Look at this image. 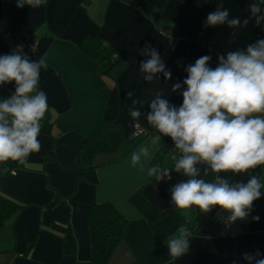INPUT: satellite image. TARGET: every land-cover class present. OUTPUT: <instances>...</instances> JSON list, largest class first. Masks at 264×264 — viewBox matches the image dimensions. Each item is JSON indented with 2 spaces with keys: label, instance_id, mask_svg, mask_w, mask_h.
<instances>
[{
  "label": "crops",
  "instance_id": "obj_1",
  "mask_svg": "<svg viewBox=\"0 0 264 264\" xmlns=\"http://www.w3.org/2000/svg\"><path fill=\"white\" fill-rule=\"evenodd\" d=\"M251 2L46 0L32 9L17 7V0H0V55L23 45L30 59L46 60L39 90L47 94L49 105L38 137L41 150L25 165L0 163V198L20 206L0 227V264H91L89 212L93 203L105 201L130 222L108 264H248L243 254L257 250L264 258V195L254 202L248 226L226 234L215 217L219 208L208 214L196 207L173 211L169 189L186 177L173 171L170 181H158L147 175L151 166L174 168L172 156L178 155L169 149L173 143L169 137H162L159 146L151 145L158 133L146 119L148 102L163 89L165 98L180 106L182 96L171 92V85L182 83L187 65L209 55L215 68L219 55L264 39V23L254 26L250 19L243 26ZM221 5L230 19L241 20V27L205 26L207 15ZM26 36L35 42L34 50L22 40ZM146 43L160 53L171 80L160 74L159 80L144 81L139 64L148 58L140 53ZM113 53L118 62L107 70ZM128 91L134 93L133 99L145 101L136 105L142 112L138 120L129 115ZM12 92L2 89L0 96L7 98ZM103 118L120 121L124 143L115 152L93 158L97 181L91 184L79 178L77 156L81 142L99 130ZM135 121L145 126L147 136H134ZM142 145L152 153L143 171L130 166L131 153ZM198 167L205 179V165ZM219 175L245 183L256 175L264 183V165L242 174ZM53 224L71 228L77 244L74 256L63 254V235ZM180 229L191 233L190 249L172 261L165 241L179 235Z\"/></svg>",
  "mask_w": 264,
  "mask_h": 264
},
{
  "label": "clouds",
  "instance_id": "obj_2",
  "mask_svg": "<svg viewBox=\"0 0 264 264\" xmlns=\"http://www.w3.org/2000/svg\"><path fill=\"white\" fill-rule=\"evenodd\" d=\"M46 0H17V7L27 5L38 9ZM264 0H252L248 6L250 16L243 21L247 26L254 19L257 26L264 23ZM206 27L227 24L229 28L241 27V20L229 18V11L221 6L210 12L204 22ZM34 49V48H33ZM34 52V51H33ZM148 57L139 64L146 82L171 80L160 53L150 44L140 50ZM211 56L203 55L194 64L185 67L187 76L171 85V92H180L182 103L176 106L158 90L148 102L146 119L158 133L151 140L159 146L162 137L171 138L177 154L172 156L174 168L159 165L147 168L148 177L170 181L174 171L187 179L172 186L171 201L178 209L198 208L208 214L214 208L227 213L229 224L246 219L253 204L264 193V183L252 175L248 181L230 182L219 173L242 174L264 165V39L249 44L246 49L229 51L218 56L215 68L210 66ZM46 60L30 59L23 45L10 53L0 55V87L14 82V91L0 98V163L9 160L25 165L33 153L41 150L38 139L41 121L48 111L47 94L39 90L41 69L47 70ZM127 92L132 107L129 115L138 120L142 112L136 105L145 101L133 99ZM152 158L150 147L140 146L131 153L130 166L143 171ZM199 165H205L203 175L216 173L213 181L201 178ZM258 221L259 216L253 217ZM191 233L180 229L179 235L167 237L170 260L185 256L190 249ZM259 250L244 253L248 264H264ZM235 264V262H233Z\"/></svg>",
  "mask_w": 264,
  "mask_h": 264
},
{
  "label": "trees",
  "instance_id": "obj_3",
  "mask_svg": "<svg viewBox=\"0 0 264 264\" xmlns=\"http://www.w3.org/2000/svg\"><path fill=\"white\" fill-rule=\"evenodd\" d=\"M117 59L118 56L114 58L112 54L108 57L109 62L107 70L116 65L118 62ZM7 89L14 91V86L10 84L4 87L3 91ZM0 98L2 97L0 96ZM123 143L124 134L122 133L120 121L103 118L99 130L86 137L79 146L80 148L77 156V171L79 178L81 177L88 183L95 184L97 181V172L95 171L96 166L93 163V158L99 154L115 152L123 146ZM171 147L172 145L169 148L170 150L172 149ZM172 150L177 152L174 149ZM45 158L49 159V156ZM215 175L216 173L210 172L204 178L206 181L211 182L214 180ZM18 209H20L19 205L1 197L0 227L4 225V222H6L11 215L18 212ZM177 210V207L173 209V211ZM215 217L217 219V216ZM88 219L92 256L91 264H108L112 252L129 231L130 222L107 201H105V203H93ZM52 227L63 235V254L74 256L77 250V244L71 228L59 224H53ZM32 244L33 243L27 245L26 250H29Z\"/></svg>",
  "mask_w": 264,
  "mask_h": 264
},
{
  "label": "built area",
  "instance_id": "obj_4",
  "mask_svg": "<svg viewBox=\"0 0 264 264\" xmlns=\"http://www.w3.org/2000/svg\"><path fill=\"white\" fill-rule=\"evenodd\" d=\"M254 21V26H256V23H255V20L252 19ZM258 35V33H257ZM25 41V43H27V45L29 46L30 50H34L36 48V44L35 42H32L30 40V36H26V38L23 39ZM34 48V49H33ZM227 54V53H226ZM112 57H117V54L116 53H113ZM12 86H14V82L12 83ZM4 86L0 87V90L3 89ZM133 133L135 136H147L149 134L148 130L145 128V126H143V124L140 122V121H135L133 123ZM172 145V149H174V145ZM175 150V149H174ZM177 151V150H175ZM216 216H217V220L219 221V223L224 226L225 228V232L226 234H236L238 232H240L241 228H245L247 225V223L250 222V217L248 216L246 219L244 220H238L236 221L235 223H232V224H229L225 221V218L227 216V213L224 212L223 210L219 209L217 212H216ZM240 223V226H237L236 223Z\"/></svg>",
  "mask_w": 264,
  "mask_h": 264
}]
</instances>
